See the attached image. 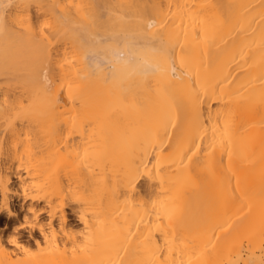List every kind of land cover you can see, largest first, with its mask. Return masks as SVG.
I'll use <instances>...</instances> for the list:
<instances>
[{"label": "bare ground", "instance_id": "bare-ground-1", "mask_svg": "<svg viewBox=\"0 0 264 264\" xmlns=\"http://www.w3.org/2000/svg\"><path fill=\"white\" fill-rule=\"evenodd\" d=\"M3 73L6 217L9 199L43 204L45 227L64 231L78 209L104 246L87 260L125 247L118 264H152L157 236L217 203L249 212L232 231L264 248V0H0ZM256 247L243 264H264Z\"/></svg>", "mask_w": 264, "mask_h": 264}, {"label": "rangeland", "instance_id": "rangeland-1", "mask_svg": "<svg viewBox=\"0 0 264 264\" xmlns=\"http://www.w3.org/2000/svg\"><path fill=\"white\" fill-rule=\"evenodd\" d=\"M6 79L7 77L5 73L0 74V89H3L0 90V93H5V89H7L5 88V86H7ZM15 88H17L16 90L19 91L18 88L20 87L19 86L16 87L15 85ZM14 90L15 89L13 88V91ZM7 91H9V93L13 92L10 91V89H7ZM8 202H9V206H11L10 207L11 211L16 212V214L14 217L8 218L6 217L4 210H0V247H1L0 252L1 250L2 251L5 250V254H7L6 255L7 258L4 256L5 255L4 253H3V257H5L6 259H9L10 261H14L15 263L20 262L23 259L24 261H26L27 264H73L74 259H76L77 257L82 258V260L83 258H86V260L87 258H91V257L95 258L96 255L97 257H99L100 252L103 250L104 246H102V244L96 240V237L99 238L98 227H95L93 225V222H95V220L92 218L91 215L83 216V219H86L85 220L86 224L88 222V224L85 225L84 224L85 222L79 220L78 218L79 217L78 215H80L79 214L80 210L78 211V209L67 208L65 209L66 210L65 215L67 220L66 228L64 229V231L52 230L53 232H51L49 228L45 227V223L49 221L48 219L49 213H51L53 210H50L47 207L44 208L43 204L41 205L39 204L38 207H33L30 210L31 213H27V211L24 208H22V206L16 200L9 199ZM211 204L206 206L208 208L204 210H203V206H201L200 204L199 206H201L202 208L200 207L201 209L199 208L198 212L196 211L198 207H196L197 209H195V207L194 208L192 207V206H197L198 204L196 205L191 204L192 206L189 205L191 208L194 209V211L190 209L188 212L187 209L186 210L187 215H183L184 217L180 216V218H178L177 220L179 221L180 219H182V217L183 219L180 220L178 223H176L177 220L175 223H173V226L169 232L170 234H167L168 233L167 232L165 237L163 235L157 236L158 247L156 248L155 251L156 253L154 252V254L156 255H153L152 264H156L154 261L155 259H159L160 262L159 264H233L234 262H239V264H243V262L241 261L247 258L246 257L248 254L247 251L255 249L256 245L258 244L257 241H260L261 239V237L258 238L259 237L258 235H257L258 237L255 236L258 238V240L256 241L254 240L255 237H253V239L251 238L253 241H255L256 245L254 246V242L252 243L251 242L252 240H247L246 237L247 235H245L244 237L242 234L243 232L241 230L240 231L242 233L237 231H232V229L234 230L235 227L242 229L243 227L246 226L245 229H247L249 225H251V223L245 222L247 221L245 220L247 218L245 219L243 218L245 216L246 217L250 216L249 212L245 211L244 209H243L244 211L242 210V208H244L246 205L244 207L239 206V208L241 207L240 210L242 211L238 212L235 211V208L226 209L227 208L226 207L225 209H221L220 207L222 206H220L219 207L220 209H218L219 204L218 205L217 203L216 205H214L215 203H213L212 205ZM234 204H236L237 206L238 203H234ZM232 207H234L233 204ZM246 207L248 208V210L251 209L248 206ZM186 213L184 211L183 214ZM257 213L261 218L259 223L261 224V220L264 222V214L261 207L259 208ZM243 214L244 216L241 217ZM55 218L56 220L54 221H57L58 218L57 217ZM183 223H185L184 226ZM186 224L189 225L192 229L189 226L187 227ZM206 226L209 227V230L212 228L211 233H209L210 231L208 230L206 231H208L210 237H212L213 245L216 244V246H214V249L215 248L218 249L216 253H213L214 249L213 250L210 249L212 247L211 244L212 240H209V237L207 239L210 242H208V240L206 241L209 246L206 243H204V240L201 241L202 238L204 239V237L200 235L199 232L201 231L199 230H202V227H206ZM185 227L190 229L188 231H185L186 233L183 232L184 231L183 228ZM41 229H43L44 231L40 232ZM174 229L177 231H175ZM225 230L226 233H224V235L222 236L223 238H221V240L219 241L216 240L215 242L216 233L220 231L223 232ZM179 231L181 232L179 233ZM29 232L34 233V239L28 238ZM234 232L236 233L235 235ZM263 232L261 230H259L258 232L262 236V240L264 239ZM214 234L215 236L213 237L212 235ZM205 237L207 236L205 235ZM243 237L245 240L243 239ZM35 240H37L38 243ZM222 240H224V242L222 245H220V241ZM257 246H259V244ZM260 246L264 247L263 241L260 242ZM124 249L125 247H122L120 250L118 249L115 253H113L114 255L112 261H110L109 263L106 262V264H118L120 258L124 253ZM256 249L257 250H254V253L257 255L254 254L255 257L253 256L254 257L253 261H256L257 257L259 256L264 257V254L261 255L262 252L264 251L263 250L264 248L261 249L260 247L259 248L256 247ZM210 250H212V252ZM257 252L261 254L258 255ZM263 257H261L262 263H264ZM7 261L5 262V264L9 262ZM9 263L11 264V262ZM0 264L2 263L0 262ZM85 264H101V263L94 262L91 259V260H87Z\"/></svg>", "mask_w": 264, "mask_h": 264}]
</instances>
